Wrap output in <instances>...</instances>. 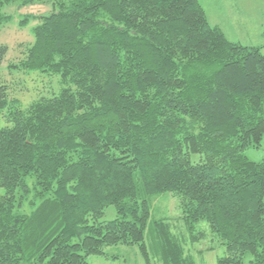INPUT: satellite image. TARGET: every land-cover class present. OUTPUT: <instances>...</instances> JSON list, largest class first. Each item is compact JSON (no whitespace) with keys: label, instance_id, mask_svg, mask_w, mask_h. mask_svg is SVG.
Returning <instances> with one entry per match:
<instances>
[{"label":"trees","instance_id":"1","mask_svg":"<svg viewBox=\"0 0 264 264\" xmlns=\"http://www.w3.org/2000/svg\"><path fill=\"white\" fill-rule=\"evenodd\" d=\"M31 5L52 7L19 21L33 42L12 59L0 44V264H89L116 246L150 264V230L162 264H195L152 218L162 194L193 243L225 248L218 264H264V162L246 156L264 141L262 49L199 0H0V31Z\"/></svg>","mask_w":264,"mask_h":264},{"label":"rangeland","instance_id":"2","mask_svg":"<svg viewBox=\"0 0 264 264\" xmlns=\"http://www.w3.org/2000/svg\"><path fill=\"white\" fill-rule=\"evenodd\" d=\"M206 11L211 25L223 30L226 37L246 47L261 48L264 54V0H199ZM49 5H31L21 9L11 7L7 11L12 20L0 31V44L9 47L8 59L16 58L18 46L33 42L35 23L20 26V20L48 14ZM25 86L29 90L24 95L25 101L34 99L42 90V78L39 75L25 77ZM246 156L256 162H264V141L258 149H249ZM152 218L163 219L169 226L170 234L183 247L185 255L192 258L195 264H218V258L225 255V248L206 232V239L193 243L187 225L182 219L177 197L171 194L155 196L152 200ZM114 210L108 212V219H113ZM203 226V225H202ZM205 227V226H204ZM152 229V228H151ZM159 238L155 231L147 234L146 244L150 254V264H162L160 260ZM89 264H148L138 247L116 246L106 249L105 256H91Z\"/></svg>","mask_w":264,"mask_h":264}]
</instances>
